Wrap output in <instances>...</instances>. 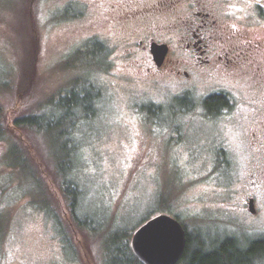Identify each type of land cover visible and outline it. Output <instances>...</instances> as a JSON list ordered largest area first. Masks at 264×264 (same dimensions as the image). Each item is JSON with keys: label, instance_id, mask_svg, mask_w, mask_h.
Listing matches in <instances>:
<instances>
[{"label": "rangeland", "instance_id": "obj_1", "mask_svg": "<svg viewBox=\"0 0 264 264\" xmlns=\"http://www.w3.org/2000/svg\"><path fill=\"white\" fill-rule=\"evenodd\" d=\"M123 3L0 0V110L6 127L0 141V264H106L107 238L119 233L130 246L134 231L160 213L176 217L191 235L202 233L207 243L234 237L245 246L264 234V205L252 215L243 203L252 181L251 158L245 154L221 162L211 156L216 145L228 144L230 153L240 145L235 131L251 123V110L244 108V120L240 116L237 123L214 125L200 104L202 95L220 83L236 95H248L254 79L226 81L197 72L187 78L150 76L151 63L133 52L132 42L142 32L166 39L157 24L166 25L169 17L131 27L117 18ZM252 29L263 32L264 24ZM30 35L37 45L35 69L25 92L27 77H20L30 57L25 45ZM76 76L82 85L92 82L98 96L94 116L71 124V135L80 143V164L71 173L83 187L76 217L87 213L93 230L72 221L45 138L16 123L42 110ZM182 96L188 99L185 105L178 100ZM14 142L27 147L39 165L60 226L31 203L40 194L28 189V176L12 169L7 148ZM253 264H264V257Z\"/></svg>", "mask_w": 264, "mask_h": 264}, {"label": "flooded vegetation", "instance_id": "obj_2", "mask_svg": "<svg viewBox=\"0 0 264 264\" xmlns=\"http://www.w3.org/2000/svg\"><path fill=\"white\" fill-rule=\"evenodd\" d=\"M152 17L160 20L169 17L163 20L166 25L157 24L166 39L142 32L132 42L133 52H141L151 63L146 71L150 76L187 78L197 72L226 81L244 76L254 79L248 95H236L220 83L218 88L202 95L200 104L201 113H210L213 120L210 123L214 125L237 123L240 116L244 120V108L251 110V123L235 131L237 146L240 145L231 149V153L228 144L216 145L211 156L221 162L245 154L251 158L252 181L243 203L248 206L252 200L255 215L258 207L264 205V31L252 33V28L264 24V0H124L117 12L118 20L131 27L140 26ZM154 42L168 47L160 66L155 64L150 51ZM171 52L177 55L171 58ZM208 100L222 105L210 110ZM258 236L253 240H264V234Z\"/></svg>", "mask_w": 264, "mask_h": 264}, {"label": "trees", "instance_id": "obj_3", "mask_svg": "<svg viewBox=\"0 0 264 264\" xmlns=\"http://www.w3.org/2000/svg\"><path fill=\"white\" fill-rule=\"evenodd\" d=\"M26 48L30 51V57L25 61V69L22 70L20 80H25V92L31 89V76H34L35 69V54L36 40L32 35L26 39ZM96 51H99L95 43H91ZM27 52V49H26ZM24 68V63H23ZM29 75V76H28ZM79 77L72 81L71 87L64 92H60L53 99H49L37 113L28 114L17 120L16 123L23 124L26 128L33 129L36 133L41 134L46 140V146L51 153L53 166L56 172L57 185L62 193L64 201L67 205L71 219L79 228L85 226L91 228L92 219L87 213L76 217V212L81 207L80 199L83 194V187L80 179L72 174L74 164H80L78 160L77 148L80 146L71 133L75 129L77 120H85L94 116V103L97 96L96 90L92 82L85 81L82 85ZM179 102L182 105L187 103L185 96L180 97ZM222 103L214 105L209 100L207 107L210 110H215ZM51 108H48V107ZM148 111L156 112L152 105L146 106ZM2 112L0 110V141L5 139L6 127L3 126ZM66 123H69L67 125ZM7 158L10 160V165L14 170L20 172L21 175L28 176V189L34 193L40 194V199L34 197L31 202L39 211L47 213L54 224L61 225L59 211L50 206L51 193L46 191V182L43 179L39 165L29 156L27 147L19 146V143H11L7 148ZM42 176V177H41ZM33 193V194H34ZM80 212V211H79ZM2 209L0 207V234L3 228ZM62 234L67 237L66 229L62 228ZM61 234V235H62ZM111 238L106 243L107 255L106 264H141L133 253L131 246L122 240L119 233H113ZM202 233H197L195 236L186 232V247L178 264H253L254 259L264 257V240H251L245 246H242L236 239L226 237L221 240H210L206 242V238ZM125 241V242H124ZM1 251V248H0Z\"/></svg>", "mask_w": 264, "mask_h": 264}, {"label": "water", "instance_id": "obj_4", "mask_svg": "<svg viewBox=\"0 0 264 264\" xmlns=\"http://www.w3.org/2000/svg\"><path fill=\"white\" fill-rule=\"evenodd\" d=\"M150 51L155 64L160 66L168 47L154 42ZM248 211L255 212L252 200ZM130 246L141 264H176L186 247V231L176 217L160 213L147 219L134 231Z\"/></svg>", "mask_w": 264, "mask_h": 264}]
</instances>
